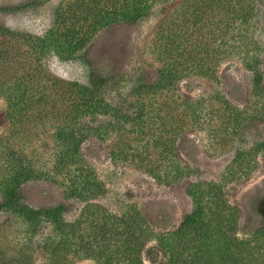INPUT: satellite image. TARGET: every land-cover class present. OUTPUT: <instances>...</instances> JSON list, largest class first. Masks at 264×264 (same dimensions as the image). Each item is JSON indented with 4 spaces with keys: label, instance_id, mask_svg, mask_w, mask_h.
<instances>
[{
    "label": "rangeland",
    "instance_id": "1",
    "mask_svg": "<svg viewBox=\"0 0 264 264\" xmlns=\"http://www.w3.org/2000/svg\"><path fill=\"white\" fill-rule=\"evenodd\" d=\"M83 1L0 0V5L34 4L25 11L0 13V259L23 254L28 264H49L48 253L40 246L42 235L32 237L19 216L3 211L10 191L21 189L25 201L35 208L64 204L70 220L85 207L86 202L67 198L69 172L58 164L63 143L56 134L69 125L83 135L82 154L107 188L93 202L118 213L135 203L152 216L157 231H175L195 210L190 194L194 185L217 182L239 209L240 235L260 227L264 223V111L259 109L263 102L252 72L232 59L220 67L219 82L201 75L185 77L147 100L152 119L159 124L151 123L144 134L134 128L122 130L116 119L104 114L93 120L81 115L73 118L67 107L76 96L69 95L68 83L89 84L90 70L82 60H64L47 48H34L32 36L45 35L57 14L73 13L70 8ZM184 1L155 0L139 23L102 31L93 40L89 58L95 70L113 78L107 99L127 107L137 82L158 79L162 67L156 52L158 34L166 20L181 14ZM258 38L264 45L263 28ZM221 96L241 110L242 122L224 108L218 100ZM186 101L202 103L200 118L195 119ZM161 119L167 123L163 132L158 129ZM164 142L170 154L164 152L167 146L160 145ZM239 151L249 153L252 168L229 176ZM143 157L163 165L178 161L190 167L191 174L160 182L140 166ZM22 169H27L31 180L20 186L17 173ZM168 169L174 170L170 165ZM145 258L146 264H154ZM73 264L99 263L78 258Z\"/></svg>",
    "mask_w": 264,
    "mask_h": 264
},
{
    "label": "trees",
    "instance_id": "2",
    "mask_svg": "<svg viewBox=\"0 0 264 264\" xmlns=\"http://www.w3.org/2000/svg\"><path fill=\"white\" fill-rule=\"evenodd\" d=\"M154 5L155 0H84L70 8L73 13L57 14L45 35L32 36L34 48H47L64 60H82L90 70L89 84L68 83L69 95L76 96L67 107L70 116L93 120L97 114H104L116 119L122 130L134 128L144 134L151 123L159 124L152 119L147 100L192 74L219 82L220 67L232 59H238L252 72L255 91L263 102L259 109L264 111V45L258 38L259 30L264 31V0H185L179 8L181 14L166 20L158 34L156 52L162 62L158 79L153 83L137 82L131 93L133 101L127 107L107 99L105 94L113 78L95 70L89 58L93 40L102 31L139 23ZM33 6L31 2L0 5V13L25 11ZM218 100L232 112L236 122L243 121L241 110L223 96ZM187 106L195 119L200 118V101H186ZM166 126L165 119H161L158 129L163 132ZM56 135L63 143L58 164L69 172L67 198L86 202L78 217L68 219L64 204L35 208L25 201L21 189L10 191L2 203L3 211L19 216L32 237L42 235L40 246L48 253L49 264H73L78 258L99 264H146L145 257L154 264H264V223L240 235L239 209L229 202L221 183L195 184L190 192L195 210L177 230L159 232L152 216L135 203L118 213L93 202L103 197L107 188L82 154L83 135L72 125L58 129ZM160 145L167 146L165 142ZM164 152L170 154L171 150ZM122 154L128 158L127 152ZM248 155L238 152L229 176L252 168ZM139 164L160 182L171 183L191 174L190 167L178 161L169 164L173 172L169 165L146 157L140 158ZM27 172L22 169L17 173L18 185L31 180ZM27 261L23 254L9 259L3 256L0 264Z\"/></svg>",
    "mask_w": 264,
    "mask_h": 264
}]
</instances>
